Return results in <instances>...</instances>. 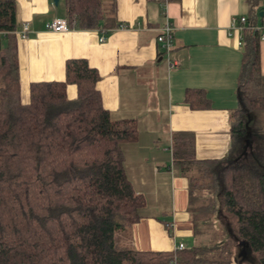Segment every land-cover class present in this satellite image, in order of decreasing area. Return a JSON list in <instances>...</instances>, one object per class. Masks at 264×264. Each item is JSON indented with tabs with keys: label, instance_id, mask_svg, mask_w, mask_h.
I'll return each instance as SVG.
<instances>
[{
	"label": "trees",
	"instance_id": "1",
	"mask_svg": "<svg viewBox=\"0 0 264 264\" xmlns=\"http://www.w3.org/2000/svg\"><path fill=\"white\" fill-rule=\"evenodd\" d=\"M114 0H63L69 28H115ZM247 20H261L264 0H245ZM16 0H0V264H237L232 247L264 264V76L260 34L244 32L231 145L222 160H197L194 138L172 135V161L190 192L216 196L235 219L233 240L181 251L116 250V235L138 223L145 198L124 170L122 145L135 143V120L113 121L102 105L98 72L67 60L63 82L31 83L25 101L18 74ZM4 34V35H3ZM75 88L70 100L67 88ZM190 109H207L200 89H186ZM191 195V194H190ZM203 196H197L201 198ZM196 198V199H197ZM200 211V207H199ZM249 254V255H250Z\"/></svg>",
	"mask_w": 264,
	"mask_h": 264
},
{
	"label": "crops",
	"instance_id": "2",
	"mask_svg": "<svg viewBox=\"0 0 264 264\" xmlns=\"http://www.w3.org/2000/svg\"><path fill=\"white\" fill-rule=\"evenodd\" d=\"M16 3L18 29L27 23L31 30L28 39H17L25 101L31 83L63 82L65 62L82 59L101 77L97 90L110 119L137 123V141L122 145L124 170L146 203L129 230L130 238L126 237L128 249L170 252L179 243L189 248L183 241L193 237V227L185 210L177 208V202L182 206L186 200L188 181L180 179L173 167L164 170L158 165L165 152L172 158L176 133L193 136L197 160H222L228 155L230 115L237 108L242 63L240 41L246 32L232 30L231 21L247 17L245 0H114L107 5H113L108 14L115 28L73 27L61 34L45 30L53 19H65L52 15L51 7L58 6L52 0ZM166 22L173 28L175 68L168 66L156 43ZM102 35L105 41L100 43ZM259 52L264 76V41ZM186 89L203 90L209 108L190 109L184 103ZM67 95L75 98L73 86Z\"/></svg>",
	"mask_w": 264,
	"mask_h": 264
},
{
	"label": "rangeland",
	"instance_id": "3",
	"mask_svg": "<svg viewBox=\"0 0 264 264\" xmlns=\"http://www.w3.org/2000/svg\"><path fill=\"white\" fill-rule=\"evenodd\" d=\"M50 11L52 12V15L55 14L64 17L65 10L63 6V0L60 1L57 7L52 6ZM161 161L163 162L162 165L158 166L164 167V170L165 168L173 167L172 169L177 171L180 179H186L189 181L190 176L194 177L197 174L194 169L189 170L187 173H182L178 164L172 161L170 152H165L164 155L161 156ZM176 189L178 190V188ZM189 190L190 186L187 184L186 200L183 205L181 206L177 202V208L180 207L181 210H185L184 212L187 215V219L193 227V237L186 238L183 241L184 244L189 247H210L227 240H233L235 233V219L224 212L222 208L221 195L219 194L215 198V206L218 208V211L214 213L208 207L209 200L207 199L205 190L194 188L192 193ZM197 196L203 197L198 199ZM130 236V232H128L125 236L116 235L115 249L125 250L130 248V245H127L129 243H127L126 240V237L130 238ZM249 254L250 253L248 250L241 249L239 246L235 245L232 247V255L233 258H235L237 264H255L250 257L251 254Z\"/></svg>",
	"mask_w": 264,
	"mask_h": 264
},
{
	"label": "built area",
	"instance_id": "4",
	"mask_svg": "<svg viewBox=\"0 0 264 264\" xmlns=\"http://www.w3.org/2000/svg\"><path fill=\"white\" fill-rule=\"evenodd\" d=\"M121 28H126V26H120ZM119 27V28H120ZM231 29L234 31H243L246 30L250 33H259L260 41H264V13L261 19V24H253L247 20L246 17H238L233 18L231 21ZM45 30L51 33H66L70 30L67 21L61 18H55L46 24ZM173 28L169 22H166L160 29L159 33L156 37V43L160 47L162 51V55L168 63L170 68H175L178 66V63L171 59L172 49L174 45V36H173ZM31 34L30 27L27 23H24L17 31H15V35L20 40H26L29 38ZM4 35V34H3ZM105 41L104 35L99 38V42L102 43ZM242 42L240 41V45ZM185 247L183 244H177L175 247V251H181Z\"/></svg>",
	"mask_w": 264,
	"mask_h": 264
},
{
	"label": "water",
	"instance_id": "5",
	"mask_svg": "<svg viewBox=\"0 0 264 264\" xmlns=\"http://www.w3.org/2000/svg\"><path fill=\"white\" fill-rule=\"evenodd\" d=\"M52 2H53V4H54V6H57L59 0H52ZM262 16H263V12L260 13V17H262Z\"/></svg>",
	"mask_w": 264,
	"mask_h": 264
}]
</instances>
